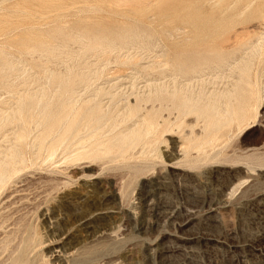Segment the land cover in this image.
<instances>
[{"label": "rangeland", "instance_id": "rangeland-1", "mask_svg": "<svg viewBox=\"0 0 264 264\" xmlns=\"http://www.w3.org/2000/svg\"><path fill=\"white\" fill-rule=\"evenodd\" d=\"M57 1L0 0V264H264V0ZM170 88L198 113L179 114ZM222 92L231 115L214 118L225 106L202 107Z\"/></svg>", "mask_w": 264, "mask_h": 264}, {"label": "bare ground", "instance_id": "bare-ground-1", "mask_svg": "<svg viewBox=\"0 0 264 264\" xmlns=\"http://www.w3.org/2000/svg\"><path fill=\"white\" fill-rule=\"evenodd\" d=\"M24 1H25V0H24ZM26 1H28V0H26ZM36 1H37V0H36ZM43 1H44V0H43ZM49 1H50V0H49ZM51 1H53V0H51ZM58 1H61V0H58ZM58 1H57V2H58ZM214 1H215V0H214ZM216 1H217V0H216ZM219 1H221V0H219ZM41 2H42V1H41ZM31 3H32V4H31ZM31 3H30V4H31V6H32L34 2L32 1ZM218 3H219V2H218ZM18 4H19V3H17V5H18ZM23 4H24V3H23ZM26 4H28V3L25 2V5H26ZM162 4H163V3H162ZM17 5H16V6H17ZM19 5H20V4H19ZM178 5H181V4L178 3ZM215 5H216V4H215ZM217 5H218V4H217ZM20 6H24V5H20ZM20 6H17V10L15 9L16 7L14 6V9L16 10V12L19 11V10H18V7H20ZM28 6H29V5H28ZM58 6H59V5H58ZM58 6H57V7H58ZM175 6H176V5H175ZM12 7H13V6H12ZM164 9H165V8H164ZM20 11H21V10H20ZM26 11H27V10H26ZM21 12H22V11H21ZM260 13H261V12H260ZM30 16H31V13H30ZM12 17H13V16H12ZM12 17H11V18H12ZM28 18H29V17H28ZM261 21H262V20H261ZM9 24H10V23H9ZM9 24H8V25H9ZM12 24H13V22H12ZM14 24H16V23H14ZM17 24H18V23H17ZM19 26H20V25H19ZM22 37L24 38L25 36L23 35V36H21V38H22ZM26 37H29V35H27ZM26 37H25V38H26ZM30 37L32 38V35H30ZM220 37H221V36H220ZM25 38H24V39H25ZM39 38H41V37H39ZM86 38H87V37H86ZM130 38H131V36H130ZM221 38H222V37H221ZM24 39H23V41H24ZM28 39H29V38H27L26 40H28ZM32 39H33V38H32ZM35 40H36V39H35ZM83 40H84V39H83ZM93 40H94V39H93ZM38 41H40V39H39ZM109 41H110V40H109ZM28 42H29V41H28ZM32 42H33V40H32ZM91 42H92V41H91ZM100 42H101V41H100ZM100 42H99V43H100ZM106 42H107V41H106ZM20 43H21V42H20ZM34 43L36 44V41L33 42V45H32V46H33V48H34V46H36V47H37V51H38V47H40V46H38L37 44L34 45ZM37 43H38V42H37ZM39 43H40V42H39ZM42 43H44V42H42ZM92 43H93V42H92ZM108 43H109V42H108ZM210 43H211V42H210ZM21 44H22V43H21ZM21 44H20V45H21ZM24 44H25V43H24ZM30 44H31V43H30ZM30 44H29V45H30ZM46 44H47V43H46ZM22 45H23V44H22ZM22 45H21V47H24V45H23V46H22ZM27 45H28V44H27ZM39 45H42V44H39ZM87 45H88V44H87ZM95 45H96V44H95ZM25 46H26V44H25ZM48 46H50V48H51V45H49V43H48V44L45 46V47H47L45 50H48V51H49ZM92 46H93V44H92ZM84 47H85V46H84ZM94 47H99V48H100V46H94ZM105 47H106V46H105ZM107 47H108V46H107ZM27 48H29V47H27ZM27 48H26V49H27ZM33 48H32V49H33ZM52 48H53V47H52ZM91 48H92V47H91ZM108 48H111V47H108ZM23 49H24V48H23ZM40 49H41V48H40ZM40 49H39V50H40ZM101 49H102V48H101ZM106 49H107V48H106ZM112 49H114V48H112ZM258 49H259V48H258ZM24 50H25V49H24ZM33 50L36 51V49H33ZM42 50H44V49L42 48ZM42 50H41V51H42ZM45 50H44V51H45ZM50 50H51V49H50ZM90 50H91V49H90ZM116 50H117V49H116ZM21 51H23V50H21ZM26 51H27V50H26ZM28 51L30 52V48L28 49ZM44 51L41 52V53H44ZM48 51H46V52H48ZM88 51H89V49H88ZM106 51H107V50H106ZM110 51H111V50H110ZM31 52H32V50H31ZM46 52H45V53H46ZM51 52H52V51H51ZM21 53H23V52H21ZM26 53H27V52H26ZM26 53H25V54H26ZM33 53H35V52H33ZM38 53H40V52L38 51ZM45 53H44V54H45ZM44 54H42V55H44ZM47 54H49V52H48ZM28 55H29V54H28ZM30 55H32V53H31ZM35 55H36V54H35ZM38 55H39V54H38ZM36 56H37V55H36ZM33 57H34V56H33ZM44 58H45V56H44ZM165 63H166V62H165ZM176 64H177V63H176ZM248 64H250V63H248ZM158 65L160 66L161 64H158ZM158 65H157V66L155 65V68H154V69L151 67V68H152L151 71H152V70H155L156 67H158ZM244 65H245V64H244ZM162 66H163V65H162ZM162 66H161V67H162ZM242 66H243V65H242ZM250 66H251V68H252V65H251V64H250ZM246 67H247V64H246ZM145 68H146V67H145ZM241 68H242V67H241ZM241 68H240V69H241ZM142 69H143V68H142ZM147 69H150V67L147 68ZM243 69H244V67H243ZM245 69H246V68H245ZM249 69H250V68H249ZM171 70H173V69H171ZM203 70H205V69H203ZM166 71H167V70H166ZM197 71H198V70H197ZM210 71H211V68H210ZM235 71H236V70L234 69V72H235ZM237 71H238V68H237ZM250 71H251V70H250ZM168 72H169V71H168ZM171 72H172V71H171ZM201 72H202V71H201ZM203 72H204V71H203ZM177 73H178V72H177ZM180 73H181V72H180ZM184 73H185V72H184ZM239 73H240V72H239ZM169 74H170V73H169ZM169 74H168V75H169ZM174 74H175V73H174ZM203 74H204V73H203ZM243 74L245 75L244 71H243ZM170 75H172V74H170ZM170 75H169V76H170ZM195 75H197V74L195 73ZM195 75H193V78H195V77H194ZM200 75H201V77H202V74H200ZM166 76H167V75H166ZM166 76H165V77H166ZM172 76H173V75H172ZM177 76H178V75H177ZM182 76H183V75H182ZM185 76H186V75H185ZM185 76H184V77H185ZM198 76H199V75H198ZM198 76H197V77H198ZM57 77H58V76H57ZM175 77H176V76H175ZM178 77H179V76H178ZM178 77H176V79H177ZM180 77H181V76H180ZM187 77H188V76H187ZM247 77H249V75H248ZM30 78H31V77H30ZM155 78H156V77H155ZM155 78H154V79H155ZM158 78H159V77H158ZM158 78H157V79H158ZM161 78H162V77H161ZM163 78H164V76H163ZM163 78H162V79H163ZM255 78H256V77H255ZM255 78H254V80H255ZM35 79H36V78H35ZM35 79H34V80H35ZM162 79H160V80H162ZM168 79H170V78H168ZM171 79H172V77H171ZM171 79H170V80H171ZM173 79H174V81H175L174 76H173ZM173 79H172V80H173ZM184 79H185V78H183V80H184ZM187 79H188V78H187ZM187 79H186V80H187ZM199 79H200V78H199ZM199 79H198V80H199ZM248 79H249V78H248ZM252 79H253V78H252ZM179 80H180V78H179ZM183 80H182V81H183ZM155 81H157V80H155ZM162 81H163V80H162ZM162 81H161V85H162ZM164 81H165V80H164ZM174 81H173V84L176 83V82L174 83ZM182 81H181V82H182ZM189 81H190V76H189ZM192 81H193V80H192ZM201 81H202V80H199V81L196 80V82H200V83H198V84H201ZM29 82H30V81H29ZM168 82H170V81H168ZM178 82H179V81H178ZM185 82H186V84L188 83L187 81H184V83H185ZM194 82H195V81H194ZM202 82H203V81H202ZM240 82H241V81H240ZM246 82H248V81H246ZM246 82H245V83H246ZM153 83H154V82H153ZM190 83H192V82H189L188 84H190ZM237 83H238V81H237ZM242 83H244V82L242 81ZM164 84H166L168 88L171 87V86L169 85L170 83L167 84V83L164 82ZM171 84H172V83H171ZM173 84H172V85H173ZM186 84H184V85H186ZM188 84H187V85H188ZM192 84H193V83H192ZM202 84H203V83H202ZM202 84H201V85H202ZM252 84H253V83H252ZM254 84H255V81H254ZM66 85H67V84H66ZM131 85H132V84H131ZM178 85H180V82L178 83ZM181 85H183V84L181 83ZM184 85H183V86H184ZM196 85H197V84H196ZM248 85H250V84L248 83ZM257 85H258V83H257ZM67 86H68V85H67ZM71 86H72V83H71ZM150 86H152V85H149V87H150ZM156 86H157V85H156ZM156 86H155V88H153V87H152V88L156 90ZM173 86H174V85H173ZM173 86H172V87H173ZM183 86H182V87H183ZM192 86H193V85H191V87H192ZM197 86H198V85H197ZM212 86H213V85H212ZM27 87H28V86H27ZM40 87H41V86H40ZM65 87H66V86H65ZM147 87H148V86H147ZM162 87H163V86H159V87L157 88V92H162ZM165 87H166V86H164L163 88H165ZM186 87H187V86H186ZM193 87L196 89V86H195V85H194ZM205 87H206V86H205ZM208 87H209V85H208ZM247 87L249 88L250 86H247ZM256 87H257V86H256ZM66 88H68V87H66ZM144 88H145V87H144ZM173 88H174V87H173ZM173 88H172V89L170 88V89L173 91ZM177 88H178V87H177ZM194 88H193V89H194ZM197 88H198V87H197ZM199 88H200V87H199ZM228 88H229V87H228ZM251 88H252V87H251ZM251 88H250V89H251ZM145 89H146V88H145ZM153 89H152V90H153ZM174 89H175V88H174ZM179 89H180V88H178V90H179ZM185 89H186V88H185ZM187 89H189V87H187ZM191 89H192V88H191ZM195 89H194V90H195ZM206 89H207V88H206ZM149 90H150V89H148V91H149ZM152 90H151L150 92H153V93H154V91H152ZM163 90H164V89H163ZM171 90H170V91H171ZM180 90H181V89H180ZM194 90H190V91L192 92V91H194ZM208 90H209V89H208ZM228 90H230V89H228ZM165 91H166V90H165ZM165 91H164V92H165ZM170 91H169V92H170ZM174 91H175V90H174ZM174 91H173L172 93L170 92V94H171L170 96H171V99L176 100V102L180 104V105L177 106V108H176L177 112H178L179 114H182L183 117H185V116H187V115H189V114H194V116H195V114L198 113V109H199V108L196 107V105H197L198 103L194 101V99H193L194 97L191 99L189 95H186V94H185V96H184V93H185V91H186V90L184 91V88H183V92H184L183 94H179L177 91H175V92H174ZM231 91H232V90H230V92H231ZM235 91H236V90H235ZM67 92L69 93V91H67ZM155 92H156V91H155ZM164 92H163V93H164ZM169 92H168V94H169ZM191 92H190V93H191ZM200 92H201V91H200ZM204 92H206V90H204ZM204 92H203V93H204ZM224 92H225V91H224ZM29 93H30V92H29ZM29 93H28V94H29ZM32 93H33V92H32ZM37 93H38V92H37ZM42 93H43V91H42ZM42 93H41V94H42ZM73 93H74V92L72 91L70 94L72 95ZM76 93H77V92H76ZM153 93H152V94H153ZM190 93H187V94H190ZM198 93H199V90H198ZM198 93H194L195 98L198 97V95L196 96V94H198ZM210 93H211V92H210ZM210 93H208V94H210ZM218 93H219V92H218ZM100 94H102V92H101ZM112 94H113V93H112ZM152 94H151V95H152ZM206 94H207V93H206ZM208 94H207V95H208ZM32 95H35V94H32ZM144 95H145V94H144ZM190 95H192V93H191ZM199 95H200V93H199ZM11 96H13V95H11ZM139 96H140V95H138V97H139ZM205 96H206V95H205ZM205 96H203V97H205ZM208 96H209V95H208ZM215 96H216V95H215ZM252 96H253V95H252ZM34 97H35V96H34ZM17 98H18V97H17ZM206 98H207V97H206ZM210 98H211V97H210ZM41 99H42V98H41ZM89 99H90V98H89ZM196 99H197V98H196ZM214 99H215V97L213 98L212 101L209 99L208 104H206L205 107H202V110H203V108L206 109L207 106L211 105V110L207 111V113H208V112H211L213 106H215L216 104H219V103H220V106H219V107H222V106H223V108H224V106H225V108H224V109L220 108L219 111H216V112H215L216 114L212 113V114H211L212 117H214L215 115L217 116V114H219V115L221 116V118H222V117L224 118L225 115H226V116L229 115V114H230V113H228V110L230 109V107H229V105H228V104H229V103H228V102H229V95L227 94V92H226L225 94H223V92H222V95H221V96H220V94H219V99H218V98H217L216 100H214ZM39 100H40V99H39ZM39 100H38V101H39ZM77 100H78V99H77ZM93 100H94V99H92V101H93ZM111 100H112V99H111ZM127 100H128V99H127ZM200 100H201V99H200ZM202 100H203V99H202ZM17 101H18V100H17ZM29 101H30V100H29ZM92 101H90V103H91ZM138 101H139V100H138ZM19 102H20V100H19ZM75 102H76V101H75ZM79 102H80V101H79ZM121 102H122V101H121ZM126 102L128 103L129 101H126ZM203 102H204V101H202L201 104H202ZM206 102H207V101H206ZM16 103L19 104L18 102H16ZM28 103H29V102H28ZM82 103H83V102H82ZM90 103H88V104H90ZM92 103H93V102H92ZM122 103H123V102H122ZM13 104H14V103H13ZM31 104H32V103H31ZM38 104H39V103H38ZM88 104H87V105H88ZM123 104H124V103H123ZM137 104H138V103H137ZM27 105H28V104H27ZM27 105L25 104V106H27ZM61 105H63V104H61ZM78 105H79V104H78ZM81 105H82V104H81ZM81 105H80V106H81ZM116 105H117V104H116ZM125 105H126V104H125ZM127 105L130 106V102H129V104H127ZM127 105H126V107H127ZM135 105H136V104H135ZM14 106H15V105H14ZM23 106H24V105H23ZM23 106H22V107H23ZM30 106H31V105H30ZM30 106H29V107H30ZM67 106H68V105H67ZM75 106H76V105H75ZM75 106L73 105V107H75ZM203 106H204V105H203ZM217 106H218V105H217ZM29 107H28V108H29ZM61 107H62V106H61ZM69 107H70V106H69ZM86 107H87V106H86ZM89 107H90V105H89ZM142 107H143V105H142ZM148 107H150V106H148ZM12 108H13V107H12ZM14 108H15V107H14ZM26 108H27V107H26ZM31 108H32V107H31ZM40 108H41V107H40ZM78 108L80 109L81 107H78ZM78 108H77V106H76V109H78ZM99 108H100V107H99ZM99 108H98L97 106H92L87 112L85 111L86 115H88V117L90 118L91 123H94V121L97 123V122H100V121L103 120V117H102V115H101V114H103V113H101V111H100ZM103 108H104V107H103ZM208 108H209V107H208ZM228 108H229V109H228ZM257 108H258V107H257ZM17 109H19V107H17ZM17 109H16V110H17ZM35 109H36V108H35ZM63 109H64V107H63ZM66 109L68 110L67 107H66ZM66 109H64V110L66 111ZM76 109H75V116H74V114H73V119H75L76 116H77V115H76V113H77V112H76ZM79 109H78V111H79ZM82 109L84 110V107H83ZM126 109H127V108H125L124 110L127 111ZM128 109H129V107H128ZM148 109H149V108H148ZM205 109H204L203 111H205ZM217 109H218V108H217ZM217 109H216V110H217ZM8 110H9V109H8ZM16 110H14V112H15L14 114H17L18 116H16V117H19L20 115L18 114V113H19L18 111H20V110L17 111L18 113H16ZM33 110H34V109H33ZM56 110H58V109H56ZM59 110H60V109H59ZM61 110H62V109H61ZM64 110H62V111H64ZM73 110H74V109H73ZM101 110H102V109H101ZM104 110H105V109H104ZM104 110H103V111H104ZM114 110H115V109H114ZM130 110H131V109H129V112H130ZM199 110H200V109H199ZM232 110H233V107H232ZM257 110H258V109H257ZM21 111L25 113V111L27 112V109L24 110V111L21 109ZM34 111H35V110H34ZM34 111H33V114H34ZM42 111H44V110H41V112H39V111H38V112L43 114V117H44V118H43L42 116H41V118H42L43 120H45V119H46V116H44V115H46L47 112H42ZM50 111H51V110H49V113H50ZM54 111H55V110H53V112L51 111V115L49 114L48 116H50V117L53 116L52 113L54 114V113H55ZM69 111H70V108H69ZM125 111H123V112H125ZM134 111H135V110H134ZM134 111H133V112H134ZM214 111H215V110H214ZM11 112H12V110H11ZM11 112H10V114H11ZM72 112H73V111H72ZM106 112H107V111H106ZM111 112H112V110H111ZM111 112H110V113H111ZM123 112H122V113H123ZM135 112H136V111H135ZM2 113H3V112H2ZM24 113H23V114H24ZM29 113H30V112H29ZM29 113L27 112L28 115H29ZM44 113H46V114H44ZM73 113H74V112H73ZM110 113H109V115H108V114H106V115H108V117H110ZM122 113H121V114H122ZM127 113H128V112H127ZM130 113H131V112H130ZM130 113H129V114H130ZM143 113H144V112H143ZM227 113H228V114H227ZM12 114H13V113H12ZM23 114H22V115H23ZM42 114H41V115H42ZM55 114H58V113H55ZM59 114H60V116H61V112H60ZM59 114H58V116L56 115V117H59ZM70 114H71V113H70ZM121 114L119 113V116H121ZM129 114H127L126 116H128ZM140 114H141V112H140ZM140 114L138 115V117L144 115V114H143V115H140ZM201 114H202V111H201ZM209 114H210V113H209ZM233 114H234V112H233ZM233 114H232V115H233ZM6 115H7V113H6ZM66 115H67V114H66ZM230 115H231V114H230ZM10 116H11V115H10ZM23 116H24V115H23ZM23 116H22V117H23ZM25 116H26V115H25ZM54 116H55V115H54ZM62 116H63V115H62ZM71 116H72V114H71ZM117 116H118V115H116L115 118H117ZM124 116H125V115H124ZM124 116H123V118L126 117V116H125V117H124ZM205 116H206V115H205ZM207 116H208V115H207ZM209 116H210V115H209ZM12 117H13V116H12ZM12 117H11V118H12ZM35 117H36V115H34V118H35ZM50 117H48V118H50ZM65 117H66V116H65ZM65 117H64V119H65ZM129 117H130V116L126 117V119L129 118ZM131 117H132V116H131ZM138 117H137V118H138ZM144 117H145V115H144ZM174 117H176V116H174ZM232 117H234V115H233ZM14 118H15V117H14ZM30 118H31V117H30ZM34 118H33V119H34ZM36 118H38V117H36ZM48 118H47V119H48ZM54 118H55V117H54ZM61 118H62V117H61ZM61 118H60V119H61ZM123 118H122V120H124ZM137 118H136V119H137ZM139 118H140V117H139ZM194 118H196V117H194ZM200 118H202V117L200 116ZM205 118H206V117H205ZM205 118L203 117V119H205ZM214 118H215V117H214ZM221 118H220V119H221ZM230 118H231V116H230ZM230 118H229V119H230ZM16 119H17V118H16ZM18 119L20 120L21 117H19ZM68 119H69V120H68ZM108 119H109V118H108ZM108 119H107V120H108ZM112 119H114V118H112ZM136 119H134V120H135V122L138 123V121H136ZM210 119H211V118H210ZM226 119H227V118H226ZM19 120H18V121L16 120V121H17V122H20ZM31 120H32V119H31ZM31 120H30V121H31ZM40 120H41V119H40ZM49 120H50V119H49ZM55 120H56V119H55ZM67 120H68V121H67ZM67 120H66V121L69 122V121L71 120V118L68 117ZM90 120H89V121H90ZM122 120H121V121H122ZM134 120L131 119V121H134ZM139 120H142V121H143V119H139ZM181 120H182V119H181ZM195 120H196V119H195ZM206 120H207V119H206ZM208 120H209V118H208ZM211 120H212V119H211ZM213 120H214V119H213ZM218 120H219V119H218ZM223 120H224V119H223ZM223 120H222V121H223ZM232 120H233V118H232ZM234 120H236V119H234ZM14 121H15V120H14ZM52 121H53V120H52ZM60 121H61V120H60ZM60 121H59V122H60ZM73 121H74V120H73ZM92 121H93V122H92ZM110 121H112V120L110 119ZM110 121H109V122H110ZM121 121H120V122H121ZM127 121H128V120H127ZM145 121H146V120H145V118H144V124L141 125V126L144 127V125H145V123H146ZM182 121H183V120H182ZM199 121H200V120H199ZM201 121H202V120H201ZM201 121H200V123L202 124L205 120H204L203 122H201ZM219 121H220V120H219ZM17 122H16V123H17ZM23 122H24V119H23ZM34 122H35V121H34ZM45 122H47V121H45ZM56 122H57V120H56ZM67 122H66V123H67ZM114 122L116 123V121H114ZM120 122L118 121L117 123H120ZM148 122H149V121H148ZM148 122L146 123L147 125H148ZM212 122H213V121H212ZM233 122H234V121H233ZM35 123H36V122H35ZM49 123H50V121H49ZM73 123H74V122H73ZM91 123H90V124H91ZM96 123H94V124H96ZM105 123H106V124H105ZM107 123H108L107 121H106V122L104 121V122L102 123V125L104 124L105 126H107ZM117 123H116L114 126H117V125L120 126V124H117ZM125 123H127V122H125ZM125 123H124V124H125ZM139 123H140V122H139ZM185 123H186V122H185ZM228 123H230V122H228ZM234 123H235V125H236V122H234ZM43 124H45V123H43ZM56 124H57V123H56ZM69 124H70V122L68 123V125H69ZM74 124H75V123H74ZM80 124H82V123H80ZM83 124H84V123H83ZM108 124H109V123H108ZM122 124H123V123H121V125H122ZM128 124H129V123H128ZM130 124H131V122H130ZM141 124H142V123H141ZM190 124H191V123H190ZM196 124H197V123H196ZM212 124H213V123H212ZM214 124H215V123H214ZM231 124H232V122H231L230 124H228V131H229V130L231 131V129H230V128H231V127H230ZM250 124H251V123H250ZM21 125H22V124H21ZM24 125H26V124H24ZM45 125H47V123H46ZM65 125H66V124H64V127H65ZM68 125H66L65 129H66V128L68 129ZM91 125H92V124H91ZM104 125H103V127H104ZM134 125H135V123H134ZM134 125H133V126H134ZM137 125H139V124H137ZM147 125H146V127H147ZM182 125H183V124H182ZM198 125H199V124H198ZM206 125L208 126V123H207ZM216 125H218V124H216ZM235 125H233L234 128L237 126V125H236V126H235ZM247 125H248V124H247ZM254 125H255V124H254ZM254 125H253V126H254ZM92 126H93V125H92ZM96 126H97V125H96ZM131 126H132V124H131ZM131 126H130V129H131ZM135 126H136V125H135ZM135 126H134V128H135ZM148 126H149V125H148ZM250 126H251V125H250ZM29 127H30V126H29ZM33 127H34V126H33ZM45 127H46V126H45ZM47 127H48V126H47ZM64 127H63V129H64ZM108 127H109V126H108ZM126 127H127V126H126ZM138 127H139V126H137V129H138ZM143 127H140V130H142L141 128H143ZM146 127H145V128H146ZM172 127H173V126H172ZM188 127H189V125H188ZM194 127H195V126H194ZM210 127H211V126H210ZM213 127H214V126H213ZM251 127H252V126H251ZM27 128H28V127H27ZM43 128H44V127H43ZM48 128H49V127H48ZM83 128H84V127H83ZM89 128H90V127H89ZM117 128H118V127H117ZM134 128L131 129V132H132V130H133V133H132V134H134V132H135V130H136V128H135V129H134ZM145 128L143 129L142 132H144V133H145V136H146V132H148V131H147V128H149V127H147V128H146V131H144ZM211 128H212V127H211ZM214 128H215V127H214ZM224 128H225V127H224ZM226 128H227V127H226ZM236 128H238V127H236ZM249 128H250V127H249ZM65 129H64V130H65ZM67 129H66V131H65L66 133H67ZM91 129H92V128H91ZM102 129H103V128H102ZM102 129H101V130H102ZM111 129H112V128H111ZM125 129H126V128H125ZM125 129H124V130H125ZM127 129H129V126L127 127ZM127 129L125 130V132L127 131ZM177 129L180 130L179 127H177ZM183 129H184V128H183ZM191 129H192V128H191ZM215 129H217V128H215ZM215 129H213V131H215ZM222 129H223V128H222ZM222 129H221V130H222ZM238 129H239V128H238ZM238 129H237V130H238ZM26 130H27V129H26ZM64 130H63V131H64ZM73 130H75V129H73ZM78 130H79V128H78ZM81 130H82V129H81ZM83 130H84V129H83ZM95 130H96V129H95ZM95 130H94V132L96 133V135L99 134V133H97L96 131H98V132L101 131L100 129H99L100 131H99L98 129H97L96 131H95ZM103 130H104V129H103ZM114 130H116V129H114ZM122 130H123V129H122ZM184 130H185V129H184ZM184 130H180V132H183ZM224 130H225V129H224ZM224 130H222V133H223ZM234 130H235V129H234ZM241 130H242V129H241ZM243 130H245V129H243ZM248 130H249V129H248ZM47 131H49V130H47ZM71 131H72V130H71ZM71 131L69 132V134H70V133H73V132H71ZM92 131H93V130H92ZM129 131H130V130H128L127 134L130 133ZM136 131H138V130H136ZM205 131H207V129H206ZM225 131H226V130H225ZM33 132H34V131H33ZM33 132H31V133H33ZM94 132H93V133H94ZM105 132H107V131H105ZM105 132H104V133H105ZM109 132H111V131H109ZM125 132H124V134L126 135ZM138 132H139V131H138ZM138 132H136V135L138 134ZM170 132H171V129H170ZM174 132H175V130H174ZM180 132H179V133H180ZM186 132H187V131H186ZM211 132H212V131H211ZM28 133H29V132H28ZM28 133H27V134H28ZM48 133H51V131H50V132H47V134H48ZM66 133H65V134H66ZM75 133H78V132H75ZM100 133H101V132H100ZM107 133H108V132H107ZM144 133H142V134H144ZM183 133H184V132H183ZM188 133H189V132H188ZM188 133H187V134H188ZM190 133H191V132H190ZM190 133H189V134H190ZM193 133H194V132H193ZM195 133H196V132H195ZM209 133H210V132H209ZM218 133H219V132H218ZM228 133H229V132H228ZM230 133H231V132H230ZM239 133H240V132H239ZM241 133H242V132H241ZM69 134H68V135H69ZM110 134H111V133H110ZM130 134H131V133H130ZM130 134H128L126 137H127V138H128V136L130 137ZM148 134H149V133H148ZM148 134H147V135H148ZM177 134H178V133H177ZM180 134H181V136L183 135L182 133H180ZM189 134H188V136H190ZM201 134H202V132L200 133L199 136H201ZM212 134H213V133H212ZM223 134H224V136H225L226 133L224 132ZM242 134H243V133H242ZM31 135H32V134H31ZM37 135H38V134H37ZM40 135H41V133H40ZM63 135H64V134H63ZM66 135H67V134H66ZM68 135L65 136V137H68ZM84 135H86V134H84ZM105 135H106V134H105ZM105 135H104V136H105ZM114 135H115V134H114ZM120 135H121V136H124V135H123V132H121ZM194 135H195V134H194ZM197 135H198V134H197ZM29 136H30V135H29ZM71 136H72V135H71ZM108 136L110 137L111 135H108ZM121 136H119V137H121ZM143 136H144V135H141V136H140V140H141V138H142ZM145 136H144V137H145ZM191 136H192V135H191ZM207 136H208V135H207ZM220 136H221V135H220ZM220 136H217V138L219 137V139H220ZM224 136H223V137L221 136V138L224 139V138H226V136H227V138H228V135H226L225 137H224ZM35 137H36V136H35ZM69 137H70V135H69ZM78 137H79V136H78ZM117 137H118V136H117ZM134 137H136V136H134ZM104 138H105V137H104ZM127 138H126V139H127ZM145 138H146V137H145ZM188 138H189V137H188ZM188 138L185 139V140L188 141V140H189ZM197 138H198V137H197ZM197 138H196V140H197ZM200 138H201V137H200ZM200 138H199V139H200ZM217 138H216V140H219V139H217ZM227 138H226V139H227ZM38 139H39V138H38ZM74 139H75V138H74ZM83 139H84V138H83ZM88 139H89V138H88ZM102 139H103V138H102ZM102 139H101V140H102ZM124 139H125V136H124ZM133 139H134V138H133ZM143 139H144V138H142V140H143ZM183 139H184V138H183ZM192 139H193V138H190V140H192ZM203 139H204V138H203ZM205 139H207V138H205ZM205 139H204V140H205ZM59 140H60V139H59ZM99 140H100V139H99ZM114 140H115V139H114ZM142 140H141V142H142ZM190 140H189V141H190ZM213 140H214V139H213ZM213 140H212V141H213ZM41 141H42V140H41ZM108 141H109V140H108ZM108 141H107V142H108ZM122 141H123V140H120L121 145H122ZM194 141H195V139H194ZM194 141H193V142H194ZM212 141H209V142H212ZM220 141H221V139H220ZM220 141H219V142H220ZM35 142H36V140H35ZM38 142H39V141H38ZM81 142H82V140H81ZM97 142H98V141H97ZM97 142H96V143H97ZM118 142H119V141H118ZM118 142H116V143H118ZM125 142H126V141H125ZM125 142H123V143H125ZM134 142H135V141H134ZM134 142H132L133 146H134ZM139 142H140V141H139ZM144 142H145V140H144ZM183 142H184V141H183ZM197 142H198V141H197ZM207 142H208V141H207ZM209 142H208V144H207L208 146H210ZM215 142H216V141H215ZM215 142H213V144H214ZM217 142H218V141H217ZM33 143H34V142H33ZM41 143H42V142H40V144H41ZM61 143H62V142H61ZM61 143H59V145H61ZM70 143H71V141H70ZM78 143H79V142H78ZM83 143H84V142H83ZM85 143H86V142H85ZM93 143H94V142H93ZM100 143H101V142H100ZM110 143H111V142H110ZM120 143H119V144H120ZM52 144H53V143H52ZM80 144H81V143H80ZM106 144H107V143H106ZM106 144L104 143V146H105ZM129 144H131V143H129ZM202 144H203V141H202ZM202 144H201V145H202ZM213 144L210 146L209 149H211L212 146H214ZM49 145H50V144H49ZM57 145H58V144H57ZM83 145H84V144H83ZM95 145H96V144H95ZM95 145H93L92 147H94ZM99 145H100V144H99ZM101 145H102V144H101ZM101 145H100V146H101ZM123 145H124V144H123ZM191 145H192V144H191ZM215 145H216V144H215ZM32 146H33V145H32ZM79 146H80V145H79ZM106 146H108V144H107ZM130 146H131V145H130ZM140 146H141V145H140ZM208 146H207V147H208ZM54 147H55V146H54ZM76 147H77V146H76ZM102 147H103V146H102ZM118 147H119V146H118ZM143 147H144V146H143ZM143 147L141 146V150L144 149ZM190 147H191V146H190ZM199 147H200V145L198 146V148H199ZM205 147H206V145H205ZM207 147H206V150H207ZM217 147H218V146H217ZM37 148H38V147H37ZM46 148H47V147H46ZM48 148H49V147H48ZM56 148H57V147H56ZM56 148H52V149H53V152H55L54 149H56ZM71 148H72V147H71ZM99 148H100V147H99ZM110 148H111V147H110ZM110 148H109V149H110ZM175 148H176V147H175ZM175 148H174V149H175ZM177 148H178V147H177ZM201 148H202V149H205V148H203V147H201ZM49 149L52 150L51 147H50ZM49 149H48L49 152H48L47 155L50 157L51 155H50V150H49ZM57 149H59V148H57ZM101 149H102V148H101ZM118 149H119V148H118ZM147 149L150 150V146H149V148H147ZM174 149H173V151H174ZM194 149H195L196 151L200 150V149H197L196 147H195ZM212 149H213V148H212ZM212 149H211L210 151H213ZM215 149H216V148H215ZM76 150H77V149H76ZM80 150H81V149H80ZM80 150H79V151H80ZM92 150H94V149L92 148ZM99 150H100V149H99ZM105 150H106V149H105ZM144 150H146V149H144ZM144 150H142V151H144ZM149 150H148V151H149ZM175 150H177V149H175ZM187 150H188V149H187ZM195 150H193V151L195 152ZM182 151H184V150H182ZM204 151H205V150H202V154H203ZM214 151H215V150H214ZM51 152H52V151H51ZM75 152H76V151H75ZM75 152H73V154H75ZM89 152L91 153V152H93V151H91V150L89 149ZM106 152H108V151H106ZM175 152H176V151H175ZM177 152H178V151H177ZM198 152H199V151H198ZM198 152H197V153H198ZM7 153H8V151H7ZM78 153H79V152H78ZM78 153H77V154H78ZM90 153H89V154H90ZM102 153H103V152L101 151V154H102ZM144 153H146V151H145ZM153 153H154V152H153ZM157 153H158V152H157ZM173 153H174V152H173ZM182 153H183V152H182ZM199 153H200V152H199ZM207 153H208V152H207ZM92 154H93V153H92ZM106 154H108V153H106ZM109 154H110V151H109ZM142 154H143V153H142ZM147 154H148V152H147ZM147 154H146V156H147ZM160 154H161V153H160ZM179 154H180V153H179ZM183 154H184V153H183ZM200 154H201V153H200ZM36 155H37V154H36ZM52 155H53V154H52ZM78 155H79V154H78ZM90 155H91V154H90ZM90 155H89V157H90ZM97 155H98V154H97ZM139 155H140V154H139ZM156 155H157V154H156ZM181 155H182V154H181ZM184 155H185V154H184ZM209 155H210V154H209ZM38 156H39V155H37V157H38ZM75 156H77V155H75ZM91 156H92V155H91ZM99 156H101V155H99ZM140 156H141V155H140ZM174 156H176V155H174ZM177 156H178V155H177ZM182 156H183V155H182ZM14 157H16V156H14ZM52 157H53V156H52ZM69 157H70V156H69ZM81 157H82V156H81ZM81 157H79V158H81ZM89 157H87V158H89ZM95 157H96V156H95ZM123 157H124V154H123ZM143 157H144V156H143ZM190 157H191V155H190ZM208 157H210V156H208ZM12 158H13V157H12ZM74 158H75V160H76V157H74ZM74 158H73V159H74ZM79 158H77V159H79ZM121 158H122V157H121ZM159 158H160V157H159ZM159 158H158V159H159ZM181 158H182V157H181ZM211 158H212V157H211ZM15 159H17V157L14 158V160H15ZM49 159H50V158H49ZM93 159H94V158H93ZM12 160H13V159H12ZM75 160H73V161L75 162ZM81 160H82V159H81ZM81 160H80V162H82ZM199 160H200V158H199ZM18 161H19V160H18ZM195 161H196V160H195ZM205 161H206V160H205ZM209 161H210V160H209ZM76 162H77V161H76ZM14 163H16V161H15ZM17 163L20 165L19 162H17ZM17 163H16V164H17ZM192 163H193V162H192ZM32 164H33V163H32ZM6 165H7V164H6ZM6 165H5V166H6ZM14 165H15V164H14ZM70 165H71V164H70ZM72 165H73V164H72ZM189 165H190V164H189ZM15 166H16V165H15ZM33 166H34V165H33ZM194 166H195V165H194ZM3 167H4V166L2 165V170H1V171H3L2 174H4V172L7 171L8 166H7V168L5 169L6 171L3 170V169H4ZM142 167H143V166H142ZM190 167L193 168V164H192V166H190ZM190 167H189V168H190ZM5 174H6V173H5ZM130 175H131V174H130ZM133 175H134V174H133ZM20 176H21V175H20ZM136 176H137V175H136ZM137 177H138V176H137ZM5 179H6V177H5ZM5 182H6V181H5ZM26 183H27V182H26ZM55 183H56V182H55ZM62 184H63V183H62ZM58 190H59V189H58ZM144 195H145V194H144ZM96 196H97V195H96ZM113 196H114V195H113ZM47 197H48V196H47ZM6 198H8V197H6ZM95 199H96V198H95ZM102 199H103V198H102ZM105 199H106V198H105ZM142 199H143V198H142ZM144 199H145V198H144ZM106 200H107V199H106ZM139 200H140V199H139ZM146 200H147V199H146ZM148 200H149V199H148ZM142 201H143V200H142ZM13 202H14V201H13ZM108 202H109V199H108ZM108 202H107V203H108ZM14 204H15V203H14ZM10 205H11V204H10ZM101 205H102V204H101ZM141 205H142V204H141ZM144 205H145V204H144ZM144 205H143V206H144ZM7 206H8V205H7ZM8 207H9V206H8ZM64 207H65V206H64ZM6 208H7V207H6ZM103 211H105V209H104ZM106 211H108V210L106 209ZM123 211H124V210H123ZM127 211H128V210H127ZM104 214H105V213H104ZM139 214H140V213H139ZM101 215H103V214H101ZM133 216H134V215H133ZM1 217H2V216H1ZM131 217H132V216H131ZM81 218H82V217H81ZM90 218H91V217H90ZM87 219H88V218H87ZM132 219H133V218H132ZM78 222H79V225H80L81 227H82V226L87 227V226H86V225H87V220L85 221L84 218H83L82 220L80 219ZM62 224H63V223H62ZM52 226H53V225H52ZM95 226H96V225H95ZM88 227H89V226H88ZM71 228H72V227H71ZM95 228H96V227H95ZM88 229H89V228H88ZM56 231H57V229H56ZM67 231H68V230H67ZM105 232H106V231H105ZM67 233H70V232L68 231ZM98 233H99V232H98ZM103 233H104V232H103ZM94 234H95V232H94ZM96 234H97V233H96ZM101 234H102V233H101ZM107 234H110V233L107 232ZM95 236H96V235H95ZM104 237H105V236H104ZM108 237H109V236H108ZM100 238H103V237H100ZM87 239H88V238H87ZM110 239H111V238H110ZM106 240H107V239H106ZM34 241H35V240H34ZM67 241H68V240H67ZM98 241H99V240H98ZM107 241H108V240H107ZM19 242H20V241H19ZM95 242H96V241H95ZM34 243H35V242H34ZM65 244H66V243H65ZM71 244H72V243H71ZM73 244H74V243H73ZM7 246H8V245H7ZM15 246H16V245H15ZM65 246H67V245H65ZM70 247H71V246H70ZM76 247H77V246H76ZM26 248H27V247H26ZM80 248H82V247H80ZM33 249H34V248H33ZM58 249H59V248H58ZM23 250H24V248H23ZM31 250H32V249H31ZM72 250H73V249H72ZM76 250H77V249H76ZM82 250H83V249H81V251H82ZM61 251H63V250H61ZM21 252H22V251H21ZM63 253H64V252H63ZM23 254H24V253H23ZM55 254H56V253H55ZM56 257H57V256H56ZM56 257H55V258H56ZM60 257H61L62 260H64V259H66L67 256H66V255H61ZM15 259H16V258H15ZM57 259H58V258H57ZM11 260H12V259H11ZM81 260H82V259H81ZM89 260H90V259H89ZM14 261H15V260H14ZM79 261H80V260H79ZM82 261H84V260H82ZM95 261H96V260H95ZM95 261H94V262H95ZM11 262H12V261H11ZM24 262H26V260H24L23 255H21V256L19 255V258L16 259V261H15L13 264H24ZM33 262H34V261H33ZM67 262H68V261H67ZM84 262H85V261H84ZM86 262H87V261H86ZM86 262H85V264L88 263V262H87V263H86ZM89 262H90V261H89ZM91 262H93V261H91ZM98 262H99V260H98ZM30 263H31V261H30ZM74 263H76V262H74ZM96 263H97V262H96ZM50 264H51V263H50ZM71 264H73V262H71ZM78 264H81V263H78ZM82 264H83V263H82Z\"/></svg>", "mask_w": 264, "mask_h": 264}]
</instances>
